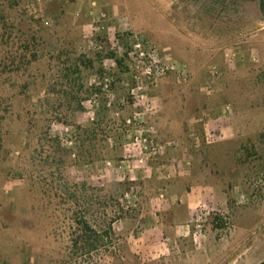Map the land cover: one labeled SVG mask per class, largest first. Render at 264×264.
Returning a JSON list of instances; mask_svg holds the SVG:
<instances>
[{
	"label": "rangeland",
	"instance_id": "374dc122",
	"mask_svg": "<svg viewBox=\"0 0 264 264\" xmlns=\"http://www.w3.org/2000/svg\"><path fill=\"white\" fill-rule=\"evenodd\" d=\"M115 1L109 11L93 12L84 5L80 13L81 7L71 1L65 3L66 13L53 0H5L0 5L5 29L0 40V205L9 209L0 214V264H257L264 258L260 0ZM127 32L144 36L156 48L167 50L173 61L186 65L187 82L181 83L172 72L151 90V96L162 102L153 120L162 141H178L182 136L194 146V117L203 118L204 111L214 112L226 104L233 108L231 137L209 143L219 146L215 153L219 157L209 161L207 171L224 172L210 179L221 183L223 197L212 204L205 237L198 243L170 237L171 242L147 262L137 253L127 258L119 249L122 236L114 226L120 227L131 211L120 203L127 187L84 186V173L73 170L75 164L84 163L83 144L74 158L59 134L68 125L97 129V153L108 160L119 156L122 121L101 108L98 123L91 125L87 102L99 93L90 83L100 76L97 70L110 66L113 57L107 54L128 49ZM89 40L94 49L89 48ZM227 49L237 51L233 64L225 57ZM74 51L94 62L82 76L85 86L95 90L91 96L85 91L76 95L75 85L65 77ZM214 66L223 75L208 94L204 86ZM117 71L113 72L116 92L128 116L131 98L121 82L131 77L128 72L117 76ZM80 99H84L82 109H77ZM110 138L117 139L113 147ZM249 143L257 147L258 155L232 173L231 155ZM225 152L230 156L225 157Z\"/></svg>",
	"mask_w": 264,
	"mask_h": 264
},
{
	"label": "built area",
	"instance_id": "2783aa9c",
	"mask_svg": "<svg viewBox=\"0 0 264 264\" xmlns=\"http://www.w3.org/2000/svg\"><path fill=\"white\" fill-rule=\"evenodd\" d=\"M41 1V0H38ZM105 17V15H103ZM126 31H124L125 33ZM129 42L128 49L124 52L115 51V58L111 59L110 66H104V75L91 80V87H97L99 93H95L87 102V115L91 125H96L99 121L98 111L105 108L110 115L122 121L124 129L121 132V149L124 151L123 162L115 163L111 160L104 161L96 166V170L101 175L106 171L112 172L116 179L129 180V163L136 162L137 168L149 166V164L168 154L169 150L176 148L179 143L176 140H161V134L153 124L154 118L160 113V103L151 96V90L159 87L170 73L175 72L181 83L188 81L186 65L173 61L167 50L156 48L147 38L135 33L127 32ZM89 48L94 49L95 44L89 40ZM237 51L227 49L225 57L229 64L237 61ZM118 59H123L127 65L130 80L122 81L121 85L128 91L131 98V114L125 115V102L119 98L116 92L115 77L113 72L118 70ZM223 71L214 66L210 70V76L204 86L206 93L215 91L217 82L221 79ZM102 99L104 102L102 103ZM220 118L218 127L212 128L205 134L206 143L214 140H227L231 137L230 120L233 116V108L226 104L220 108ZM60 140L62 145L76 157L80 142V130L76 126H63L60 130ZM191 139L195 147L201 144L200 137L191 131ZM115 138H110V145L113 147ZM116 145V144H115ZM132 152L136 157L132 158ZM163 196L160 194L154 202H161ZM139 198L134 189L126 190L120 199L124 210L135 208ZM214 213V207L206 203H197L190 211L188 224L181 228L179 237L192 238L198 243L205 237V228ZM171 238L165 237L163 244L170 243Z\"/></svg>",
	"mask_w": 264,
	"mask_h": 264
},
{
	"label": "crops",
	"instance_id": "0c3cea01",
	"mask_svg": "<svg viewBox=\"0 0 264 264\" xmlns=\"http://www.w3.org/2000/svg\"><path fill=\"white\" fill-rule=\"evenodd\" d=\"M75 1L77 6L81 7L79 13L83 11L84 5H89L93 12L96 10L100 12L103 9L109 11L110 5L116 2L115 0ZM92 21L97 20L93 17ZM159 103L162 104L160 101ZM213 111H204L203 118L195 120L196 124H202L204 137L207 131L218 127L221 112L219 109ZM177 142L179 145L176 148L169 150L166 156L152 161L149 166L137 168L136 162L129 163L132 166L128 171V181L116 179L113 173L108 171L105 175L99 174L98 170L97 175L93 173V167L98 163L101 165L108 160V157L94 163L73 166L74 171L78 169L84 173L86 178L83 185L86 187L99 186L107 189L114 183L119 187L125 186L128 190L137 191L139 198L137 206L129 209L131 211L127 213L126 220L120 227L117 226L118 224L114 226L122 236L119 249L127 258L137 253L143 262L153 260L155 256L153 254L164 246L165 237L175 239L179 236L181 228L188 224L190 211L195 204L201 202L212 205L223 197L220 185L204 183L202 177L195 175V163L190 146L186 145V139L181 136ZM132 153L131 157H136V154ZM123 158L124 151L121 150L119 156L112 158L111 161L119 163L123 162ZM160 194L163 196L162 201L155 203L154 199Z\"/></svg>",
	"mask_w": 264,
	"mask_h": 264
},
{
	"label": "trees",
	"instance_id": "16d2710c",
	"mask_svg": "<svg viewBox=\"0 0 264 264\" xmlns=\"http://www.w3.org/2000/svg\"><path fill=\"white\" fill-rule=\"evenodd\" d=\"M5 0H0V5L4 3ZM69 1H71L72 3H75V0H53V3H56L58 5H60V9L62 13H66L65 12V3H69ZM236 2H238V0H234ZM4 26V14L3 12H0V40L4 39V33L5 29L3 28ZM32 39L35 40V37H32ZM77 52H73L72 53V57L69 56V59H74V62L72 64V66L68 69L65 70L66 72V79L69 80L70 82H72L75 86L74 88H76L74 91H76V95L79 94L82 91H85L86 94H88V96L94 94L95 90L94 88H87L85 86V84L83 83V73L84 70H92L94 67V62L93 60L89 59L86 55H77ZM71 55V54H70ZM107 56L109 57H113L115 58V54L110 52L107 54ZM118 63V71L116 73L117 76H121L124 75L125 73L128 72V68L127 65L125 63V61L123 59H118L117 60ZM104 70L100 69L97 70L96 74L103 76L104 75ZM3 77V74L0 73V81ZM77 85V86H76ZM162 88H160L159 92L162 95ZM97 91H99V89H97ZM100 92V91H99ZM84 101V99H80L78 100L77 103V109H82V102ZM187 111H190L189 107H187ZM197 121L200 120L201 118V114H199L198 116L194 117ZM99 127V126H98ZM80 130V128H79ZM98 130H80V137L82 135L81 138V143L83 144V148H82V152L80 156L82 158V161L84 163H94L96 161H99L100 159L104 158L105 156L100 152L99 154L97 153V150L99 149V145L100 143L98 142ZM197 135L200 137L201 139V144L199 147H194L191 144H189V141L186 139V145L190 146V151L192 153L193 159H194V163H195V175L197 174L199 177H202V179L204 180V183L207 184H216L219 185L221 184L218 180L212 181L210 180L213 176L216 177H220L224 172H220V170H216L214 168H211L207 171V164L209 163V161L213 160L214 157L217 159L219 157V155L215 153L218 151L219 146H214L213 144H208L205 141V137L203 135V130H202V124L199 123L196 125V129H195ZM108 140V139H107ZM217 149V150H216ZM220 151V150H219ZM224 154V153H223ZM71 155V154H70ZM256 155H258L257 153V147L254 144L249 143V145H241L240 149L237 150L233 155H231L232 160H234L235 162V166L230 168V171L236 172L239 171L241 166H245L246 164H249L251 159H255ZM230 156L229 152H225V157ZM220 159V158H219ZM197 161H200V163L198 164ZM217 165V164H216ZM4 211H9V209L5 208L4 206L0 205V214ZM87 229H89L88 227H85ZM93 247V246H92Z\"/></svg>",
	"mask_w": 264,
	"mask_h": 264
},
{
	"label": "water",
	"instance_id": "95a60500",
	"mask_svg": "<svg viewBox=\"0 0 264 264\" xmlns=\"http://www.w3.org/2000/svg\"><path fill=\"white\" fill-rule=\"evenodd\" d=\"M260 9L262 14L264 15V0H260Z\"/></svg>",
	"mask_w": 264,
	"mask_h": 264
},
{
	"label": "flooded vegetation",
	"instance_id": "af4514ba",
	"mask_svg": "<svg viewBox=\"0 0 264 264\" xmlns=\"http://www.w3.org/2000/svg\"><path fill=\"white\" fill-rule=\"evenodd\" d=\"M257 264H264V258L259 260Z\"/></svg>",
	"mask_w": 264,
	"mask_h": 264
}]
</instances>
